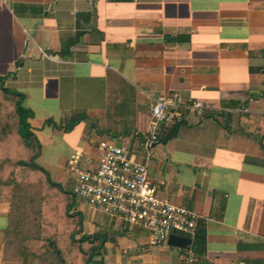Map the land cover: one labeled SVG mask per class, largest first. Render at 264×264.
Instances as JSON below:
<instances>
[{
    "label": "crops",
    "instance_id": "0c3cea01",
    "mask_svg": "<svg viewBox=\"0 0 264 264\" xmlns=\"http://www.w3.org/2000/svg\"><path fill=\"white\" fill-rule=\"evenodd\" d=\"M0 77L24 94L36 160L64 190L60 171L74 182L71 167L95 168L102 141L124 145L147 161L159 198L200 215L204 264H264V0H0ZM159 95L205 109L182 111L175 134L143 157ZM74 113L87 119L64 130ZM51 199L62 240L75 227L69 197ZM73 211L100 240L88 264H187L181 255L192 253L97 221L75 197ZM9 226L10 201L0 199V264H20Z\"/></svg>",
    "mask_w": 264,
    "mask_h": 264
},
{
    "label": "trees",
    "instance_id": "16d2710c",
    "mask_svg": "<svg viewBox=\"0 0 264 264\" xmlns=\"http://www.w3.org/2000/svg\"><path fill=\"white\" fill-rule=\"evenodd\" d=\"M23 101V93L3 89V77H0V199L10 201L8 241L15 244L20 264H88L92 249L99 246L100 240L83 233L82 214L68 213L74 204L73 193L52 181L37 162L40 142L28 121L32 112ZM82 119H87L86 114H72L64 130L72 129ZM178 123L172 124L164 135L159 130L157 141L173 136ZM55 192L69 197L64 215L73 218L75 223L74 229L66 232L62 240L50 213L51 196ZM43 199L47 204L42 203ZM34 215H43L44 222H37L38 217L34 219ZM32 220L35 225L30 228ZM78 233L81 235L75 237ZM191 239L194 261L187 264H204L205 230L200 219Z\"/></svg>",
    "mask_w": 264,
    "mask_h": 264
},
{
    "label": "built area",
    "instance_id": "2783aa9c",
    "mask_svg": "<svg viewBox=\"0 0 264 264\" xmlns=\"http://www.w3.org/2000/svg\"><path fill=\"white\" fill-rule=\"evenodd\" d=\"M204 109L201 101L181 104L168 96L155 97L150 106L148 128L140 143L142 149L148 153L157 141L160 126L180 122L182 111L188 110L200 117ZM100 148L95 168L71 167L75 171L71 192L78 202L125 226L145 231L151 246L164 243L171 233L192 238L200 215L158 197L148 174L147 161L133 159L126 146L110 141H102ZM181 258L186 263L194 261L192 253L182 254Z\"/></svg>",
    "mask_w": 264,
    "mask_h": 264
},
{
    "label": "water",
    "instance_id": "95a60500",
    "mask_svg": "<svg viewBox=\"0 0 264 264\" xmlns=\"http://www.w3.org/2000/svg\"><path fill=\"white\" fill-rule=\"evenodd\" d=\"M3 89H5V88L3 87ZM96 235H98L101 238V242L103 243L105 240L104 235H102V234H96ZM167 243L172 245V246L179 247V248H188L189 245L191 244V239L189 237H186V236L171 233L167 237ZM91 257L89 258V260L91 259Z\"/></svg>",
    "mask_w": 264,
    "mask_h": 264
},
{
    "label": "rangeland",
    "instance_id": "374dc122",
    "mask_svg": "<svg viewBox=\"0 0 264 264\" xmlns=\"http://www.w3.org/2000/svg\"><path fill=\"white\" fill-rule=\"evenodd\" d=\"M152 151H151V148H149V150H148V154H149V156H151L152 154ZM142 154H143V157L147 154L146 153V151H144V150H142ZM67 172V173H66ZM60 174H63V179H64V185L66 186V187H69V188H72V186H73V181L71 180V176H69V174L70 173H68V171H65V170H63V171H60ZM53 175V174H52ZM71 175V174H70ZM65 177H66V179H65ZM91 213H92V215H94V217H95V219L97 220V221H107V220H109V219H111L110 218V216L109 217H107V216H105V215H103V214H101V213H99V212H95V211H93V210H91ZM109 218V219H108ZM114 221H117L119 224H122L121 223V221H119V220H117V219H115L114 218ZM69 260V259H68Z\"/></svg>",
    "mask_w": 264,
    "mask_h": 264
}]
</instances>
